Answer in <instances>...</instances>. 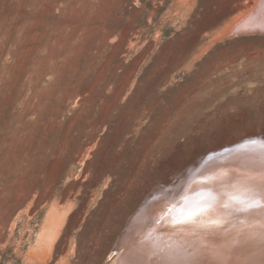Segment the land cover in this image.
Returning a JSON list of instances; mask_svg holds the SVG:
<instances>
[{"label":"rangeland","instance_id":"374dc122","mask_svg":"<svg viewBox=\"0 0 264 264\" xmlns=\"http://www.w3.org/2000/svg\"><path fill=\"white\" fill-rule=\"evenodd\" d=\"M263 3L0 0V264H120L148 201L264 140Z\"/></svg>","mask_w":264,"mask_h":264},{"label":"bare ground","instance_id":"6f19581e","mask_svg":"<svg viewBox=\"0 0 264 264\" xmlns=\"http://www.w3.org/2000/svg\"><path fill=\"white\" fill-rule=\"evenodd\" d=\"M263 141H235L200 163L179 197L148 201L120 242V264H264Z\"/></svg>","mask_w":264,"mask_h":264},{"label":"snow or ice","instance_id":"6c2138e0","mask_svg":"<svg viewBox=\"0 0 264 264\" xmlns=\"http://www.w3.org/2000/svg\"><path fill=\"white\" fill-rule=\"evenodd\" d=\"M206 210H207L206 202H202L201 206L198 207L194 212L190 213L189 216H190V218L198 217L199 215H201Z\"/></svg>","mask_w":264,"mask_h":264},{"label":"water","instance_id":"95a60500","mask_svg":"<svg viewBox=\"0 0 264 264\" xmlns=\"http://www.w3.org/2000/svg\"><path fill=\"white\" fill-rule=\"evenodd\" d=\"M247 140H250V139H247ZM232 149V148H231ZM231 149H228V150H231ZM224 151V150H223ZM208 158V157H207ZM208 161H207V159L205 158L203 161H202V167H203V165L204 164H206Z\"/></svg>","mask_w":264,"mask_h":264}]
</instances>
